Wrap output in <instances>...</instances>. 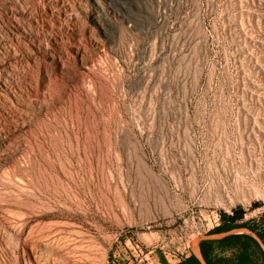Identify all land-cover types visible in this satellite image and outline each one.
<instances>
[{"label": "rangeland", "instance_id": "374dc122", "mask_svg": "<svg viewBox=\"0 0 264 264\" xmlns=\"http://www.w3.org/2000/svg\"><path fill=\"white\" fill-rule=\"evenodd\" d=\"M101 1L0 0V264L264 236V0Z\"/></svg>", "mask_w": 264, "mask_h": 264}, {"label": "crops", "instance_id": "0c3cea01", "mask_svg": "<svg viewBox=\"0 0 264 264\" xmlns=\"http://www.w3.org/2000/svg\"><path fill=\"white\" fill-rule=\"evenodd\" d=\"M228 215H222L220 227L210 234L211 237L203 238L214 240L213 244L205 249L207 261L203 257L200 247L202 239L198 241L194 255L200 264H264V237L248 231L246 226H240L238 222L242 216L231 221ZM253 230L256 232L254 228ZM229 235L240 236L238 239L219 240Z\"/></svg>", "mask_w": 264, "mask_h": 264}, {"label": "trees", "instance_id": "16d2710c", "mask_svg": "<svg viewBox=\"0 0 264 264\" xmlns=\"http://www.w3.org/2000/svg\"><path fill=\"white\" fill-rule=\"evenodd\" d=\"M222 216V215H221ZM230 220L233 221L235 220L236 218H239L240 216H242V211H233L231 214L228 215ZM260 237H264L263 235H260V233L258 234ZM240 235H229V236H226V237H223L219 240L223 241V240H226V239H238ZM214 240H211V239H202L200 241V247H201V251H202V254H203V257L205 258V260L207 261V256H206V253H205V249H207L211 244H213ZM205 247V248H204ZM207 247V248H206ZM177 264H200V262L198 261V259L194 256V255H190L184 259H182L180 262H178Z\"/></svg>", "mask_w": 264, "mask_h": 264}, {"label": "bare ground", "instance_id": "6f19581e", "mask_svg": "<svg viewBox=\"0 0 264 264\" xmlns=\"http://www.w3.org/2000/svg\"><path fill=\"white\" fill-rule=\"evenodd\" d=\"M125 1L126 0H102L101 2L103 3L106 12L111 15H116L119 14L121 8L125 7Z\"/></svg>", "mask_w": 264, "mask_h": 264}, {"label": "built area", "instance_id": "2783aa9c", "mask_svg": "<svg viewBox=\"0 0 264 264\" xmlns=\"http://www.w3.org/2000/svg\"><path fill=\"white\" fill-rule=\"evenodd\" d=\"M215 216H216V218H217V219L219 218V216H218V214H217V213L215 214ZM216 224H217V223H216Z\"/></svg>", "mask_w": 264, "mask_h": 264}]
</instances>
